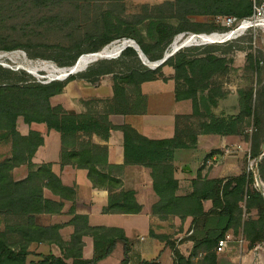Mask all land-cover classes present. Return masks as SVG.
<instances>
[{"label":"trees","instance_id":"obj_1","mask_svg":"<svg viewBox=\"0 0 264 264\" xmlns=\"http://www.w3.org/2000/svg\"><path fill=\"white\" fill-rule=\"evenodd\" d=\"M81 1L100 0H0V50L37 48L31 34L40 28L64 32L71 19L54 11L53 14L34 15L35 9L55 10L66 2ZM106 1L115 9L126 7V0ZM21 13L27 19L21 23V31H17L19 27L16 30L2 28L7 18L15 24ZM108 13L102 22L99 21L93 34L83 38L73 30L74 36L69 43L45 46L44 50L52 52L60 66L69 68L83 53L99 52L113 40L127 37L134 39L148 60L154 62L164 57L180 33L224 28L216 22H197L193 19L195 16L248 17L253 13V0H166L157 4L144 3L141 11L133 15ZM89 39L95 42L87 49L83 48ZM128 55L136 56L137 52L128 48L122 57ZM230 62L225 54L217 53L215 46H209L201 51L197 48L180 50L156 69L129 65L127 71L118 72L111 65H102L94 72L72 74L65 80L48 83L39 82L25 71L18 72L0 65V144H11V156L0 160V219L4 222V227L0 228V264H100L114 252L119 242L123 243L122 264H129L130 260L131 242L122 228L91 226L88 216L75 215L69 222L74 226V232L70 240L65 241L60 231L63 225L41 223L42 216L60 213L67 201L74 203L76 190L63 183L52 163L37 165L33 162L45 138L34 129L27 135L22 134L18 129L19 118L29 125L45 124L49 131L61 134V165L72 164L88 169V177L94 186L109 190V201L103 209L105 213L137 214L143 207L137 201L136 192L122 188L120 179L99 169L108 162V148L92 142L94 134L108 139L112 130H121L126 164L151 169L153 187L159 197L153 205V213L165 220L176 216L182 221L192 218L187 232L192 231L188 239L194 242V247L188 256L169 235L151 232V236L165 240L173 250L174 264H218L219 242L231 231L242 234L250 247L264 242V195L254 186L252 173L243 170L230 177L209 178L203 176L200 168L197 177L191 181L193 190L178 193L177 150L196 148L199 135H243L252 121L259 124L251 90L239 92L237 113L216 112L225 95L217 77L229 73ZM258 64L256 62V66ZM164 66L172 67L174 74L166 76ZM106 74H113L114 95L95 101L103 103L102 110H96L93 105L85 112L75 113L61 104L52 103V98L62 94L67 84L78 76L95 82ZM155 80H174L176 100H192V114L177 115L175 135L151 139L131 124L114 125L110 121L112 114L146 112L147 97L142 93V84ZM192 117L200 118L199 130L188 125L185 129L180 127L184 118ZM263 139L256 135L253 140V157L262 154L260 145ZM22 165L28 167V175L16 180L14 170ZM259 170L264 181V157ZM47 189L59 199L47 198ZM209 201L212 206L206 209L205 204ZM85 236H92L94 240L91 259L83 255ZM33 243L57 244L63 255L42 254L37 260L29 261ZM70 259L72 261L68 262ZM139 264L161 263L157 259H146Z\"/></svg>","mask_w":264,"mask_h":264},{"label":"crops","instance_id":"obj_2","mask_svg":"<svg viewBox=\"0 0 264 264\" xmlns=\"http://www.w3.org/2000/svg\"><path fill=\"white\" fill-rule=\"evenodd\" d=\"M129 1L146 2L144 0ZM150 3L160 2L152 1ZM157 82H163L166 85L173 83L174 99L178 103L182 102L176 100L175 82L173 80L145 82L142 84V93L147 97L146 112L138 115L112 114L110 115V121L117 126L131 124L143 135L151 139L173 137L176 133L177 115L190 114L192 110L183 112L175 107L173 111L164 116L158 117V114L154 115L155 113L152 111L150 104V96L145 88L149 84ZM113 85V76L100 77L94 83L86 79H76L67 84L62 94L53 97L52 103L54 105L62 104L70 112L82 113L92 108L93 105L89 103L91 100L112 98L114 95ZM25 126L24 129H19L22 134L27 135L30 130L34 129L40 131L45 138V143L37 150L33 162L37 165L52 163L53 170L61 177L63 183L76 190L74 203L67 201L60 213L42 216V224L63 225L60 231L65 241L70 240L74 232V226L69 224V222L75 215L88 216L91 226L122 228L131 242L129 264H139L146 259H157L161 264H174L173 250L165 240L151 236L152 231L158 235H169L170 239L176 241L177 247L186 256L191 253L194 242L188 239L192 231L189 233L187 231L192 218L189 217L182 221L180 217L176 216L165 220L158 214L153 213V205L159 200V197L153 187L151 169L139 164H126L124 135L121 130H112L108 139L94 134L92 142L108 148V162L100 166L99 169L120 179L122 188L136 192L137 201L143 207L142 211L137 214L105 213L103 209L109 201V190L103 187H95L88 177V169L78 168L72 164L61 165V134L55 130L49 131L45 124H25ZM166 129L171 131V136H162L160 134ZM223 137L224 141H228L230 138L229 136ZM6 147L9 152L10 145ZM180 151L181 149L176 151L175 157V164L178 167L176 177L180 181L178 193L186 194L193 190L191 181L197 177L198 171L194 174L186 167V161L182 159ZM24 169H27L26 165L15 168L14 175L16 180H21L28 175L26 171L24 176L16 177L17 172ZM203 176H205L204 173ZM45 195L47 198L59 199L48 189L45 191ZM205 205L206 209H209L212 203L209 201ZM229 235L230 239L227 245L221 251H217L218 264H264V242L250 247L249 241L242 234L236 235L231 231ZM84 243V258L91 259L94 255L93 237L85 236ZM30 251L29 261L37 260L39 258L38 255L42 254L63 255L62 249L57 244L33 243L30 246ZM123 256V243L119 242L114 252L102 260L100 264H122ZM71 261V259L68 260V262Z\"/></svg>","mask_w":264,"mask_h":264},{"label":"rangeland","instance_id":"obj_3","mask_svg":"<svg viewBox=\"0 0 264 264\" xmlns=\"http://www.w3.org/2000/svg\"><path fill=\"white\" fill-rule=\"evenodd\" d=\"M144 1L146 2L126 0L125 9H115L114 6L106 0H100L96 2H66L61 7L55 8V10L36 8L34 15H43L47 12L48 14H53L51 13L52 11L61 13L64 17H68L69 19H71L70 26L65 27L64 32L52 29L47 30L44 28H40L35 31L31 34V37L34 39V43L37 48H18L9 51L0 50V65L4 68L12 69L18 72L25 71L26 73L37 79L39 82L48 81L49 79L58 76L55 72H52L53 67H55V69L66 67L60 66L59 62L53 57L54 54L52 52H47L46 50H44L45 46L52 47L53 45H57L59 43H69L74 36L73 30H76L77 35H81L83 38H85L87 35L93 34L99 26V21L102 22V18L108 16L109 11H114L116 14L118 13L133 15L141 11V5L144 3L149 2V4H157L150 2L153 1L162 3L166 0ZM225 17L226 16H219L216 18L211 16H195L193 19L197 22H216V24H220L224 28L216 29L211 32L188 31L180 33L175 37L166 52L172 51L173 46L176 43L178 46H182H180L181 48L178 51L196 48L198 49V51H201L209 46H215V48L217 49V53L225 54L231 61L229 73L217 77L218 84L220 87H222L225 95L223 99H221L220 106L216 109V112H225L228 114L237 113L240 108L238 99L239 92L244 90H251L253 91L254 95L253 102L256 113L259 117V124L255 125L252 121V123H250L245 128L243 135L229 136L230 138L228 141H224L223 136L199 135L197 147L190 149H181L180 155L182 159L186 161V167L194 174H196L197 171L199 172L201 168L202 174L204 173V175L209 178H212L213 176L230 177L238 175L243 170H246L247 172L254 175V186L263 193L264 181L261 178L259 163L264 157V139L262 140L260 145L262 154L259 157L252 156V143L256 135L261 138L264 137V27L249 29L244 34L221 43L218 42L205 45H189L190 43L188 44V38L192 34L210 35L211 33H230V31L236 30L235 26L229 27L225 24ZM25 20L27 19L21 13V15H19V17L15 20V24H12L11 18H7V22L3 24L2 28L5 30H16L17 27H19V30L17 31H21V23H23ZM94 42V40L92 41L91 39H89L83 44V48L87 49L88 47L92 46ZM118 43L119 41L115 39L111 43L103 47L99 52L103 51L107 47L112 50V48L115 47ZM99 52L83 53L78 58V60L83 55ZM136 52V56L128 55L122 57L124 53L123 52L121 56L99 59L89 64L84 70H81L75 74L83 75L89 71L94 72L102 65H111L118 72L127 71L129 65H144L146 67H149L150 69L157 68H153V66L145 64L144 59L140 56L139 52L137 50ZM256 62H259L258 66H256ZM163 73L166 76L170 77L174 74V69L170 66H164ZM103 76L112 77L113 74H106ZM78 79L83 78H80V76H78ZM145 90L149 93L152 111L155 113L154 115L158 114V117L169 114L175 107L183 112H186L190 109L193 111L192 100H184L180 103L175 101L173 83L169 85H166L163 82L151 83L146 86ZM95 101L98 100H91L89 103H91V105H95L96 110H102L104 106L103 103H95ZM192 111L190 114H192ZM200 122L201 120L199 117L184 118L180 123V127L185 129V126L188 125L193 127V129L197 131L199 130ZM25 124L26 123L24 122V120L22 118H19L18 129H24L26 127ZM160 134H162V136H171L172 133L171 131H167L166 129ZM7 145H10L9 152L6 147ZM0 152L1 159L10 157L11 144H0ZM26 171L29 172L28 167L26 170L24 169L18 171L16 177L24 176ZM3 227L4 222L0 219V228Z\"/></svg>","mask_w":264,"mask_h":264},{"label":"built area","instance_id":"obj_4","mask_svg":"<svg viewBox=\"0 0 264 264\" xmlns=\"http://www.w3.org/2000/svg\"><path fill=\"white\" fill-rule=\"evenodd\" d=\"M224 22L229 27L235 26L236 30H232L230 31V33H211L210 35L192 34L188 38L189 40L188 44L190 43L189 45H205V44H212V43H218V42L221 43V42L228 41L234 37H238L244 34L249 29H253L257 27H264V0H253L252 15L248 17H244V18H238L236 16H226L224 19ZM117 40L119 41V43L115 47L112 48L113 51H116L115 56H121V54L124 51H126L128 48L137 49L138 52H139V49H141L134 39L123 37ZM105 50L112 51L109 49V47H107L103 51ZM91 54H95V53H91ZM91 54H87V55H91ZM53 80H61V79H57V77H54L52 79H49L48 81H45V82L40 81V82L48 83ZM263 195H264V192H263ZM229 239H230V235L228 234L225 239L219 242L217 251H221L227 245Z\"/></svg>","mask_w":264,"mask_h":264},{"label":"bare ground","instance_id":"obj_5","mask_svg":"<svg viewBox=\"0 0 264 264\" xmlns=\"http://www.w3.org/2000/svg\"><path fill=\"white\" fill-rule=\"evenodd\" d=\"M228 38H230V37H228ZM180 46H178L177 43L174 44L172 51L173 50L177 51L180 48ZM172 51H168V52H172ZM115 54H116V51L105 50V51L95 53V54H91V55H84L79 59V62L75 64V66H76L75 73L79 72L81 70H84L89 64H91V63H93L99 59L113 58L115 56ZM143 59L147 65L153 66V62H151L148 59H145L144 57H143ZM66 70H68V69H55V67L52 68V72H55L58 76H62V74Z\"/></svg>","mask_w":264,"mask_h":264},{"label":"water","instance_id":"obj_6","mask_svg":"<svg viewBox=\"0 0 264 264\" xmlns=\"http://www.w3.org/2000/svg\"><path fill=\"white\" fill-rule=\"evenodd\" d=\"M176 52L177 51H174V50L172 52H166L165 55H164V57L161 60H158V61H154L153 62V68H156V67L162 65L168 58H170ZM139 54H140V56L142 58L144 57L145 59H147V57L144 55V53H143V51L141 49H139ZM78 62H79V60L77 61V63ZM144 63H145V61H144ZM61 69H68L69 71L68 70L64 71V73L62 74V76H57V79H66L70 75L75 74L76 66L74 65V66L69 67V68H61Z\"/></svg>","mask_w":264,"mask_h":264}]
</instances>
